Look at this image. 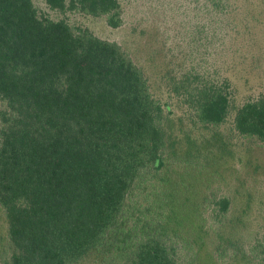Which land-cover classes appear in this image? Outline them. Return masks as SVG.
Masks as SVG:
<instances>
[{
    "label": "trees",
    "instance_id": "16d2710c",
    "mask_svg": "<svg viewBox=\"0 0 264 264\" xmlns=\"http://www.w3.org/2000/svg\"><path fill=\"white\" fill-rule=\"evenodd\" d=\"M164 2L0 0V264H264L262 8Z\"/></svg>",
    "mask_w": 264,
    "mask_h": 264
},
{
    "label": "rangeland",
    "instance_id": "374dc122",
    "mask_svg": "<svg viewBox=\"0 0 264 264\" xmlns=\"http://www.w3.org/2000/svg\"><path fill=\"white\" fill-rule=\"evenodd\" d=\"M151 0H125L126 2V5H127V19L128 21H130L131 23L134 22V20H136V17H143V16H146L150 21L145 23L146 27L151 24V21H154V23L157 25V22H158V14H154L152 16H147V12L145 13V11L147 10V7L149 6L148 3L150 2ZM155 1V0H154ZM168 0H165L164 3H167V6H168V2H166ZM256 3H259V6L260 8H262V12L261 10H259V13L258 14L259 16H261V20L259 18V26H258V29H256L257 31V34L261 35L262 36V27H264V0H261V2H259V0H255ZM163 3V4H164ZM161 10H162V7H161ZM152 11V8H149V11L148 13L150 14ZM158 15V16H157ZM256 15H257V12H256ZM85 22H90V20L88 19H83ZM91 25L93 26V28H95L96 32L99 34V35H102V36H105V37H108V38H114V39H118V40H126V34H127V31L126 29H119V30H111L110 28L106 27L103 20H101L100 22H90ZM160 24V28L161 29H164L163 25L161 23ZM166 27H173V26H176L175 24V21L173 23H171L170 25H165ZM245 42V41H244ZM246 43V42H245ZM262 49H261V52L263 57H264V43H262L261 45ZM230 58V57H229ZM229 58L225 60L226 62V65L225 67L227 68V66L229 65ZM261 66V65H260ZM259 73L257 74V77H254L255 74L254 73H248L246 74L245 72H243V75H248V76H252L249 77L247 80H243V78L240 79V82L239 83H242L241 85V89H240V92L241 94L243 95L244 92H258V91H261V90H264V65L263 67L259 68ZM231 72L233 73V75H236L239 76V71H237L236 68H233L231 70ZM253 162H257V163H264V154H260V153H255L254 156H253V159H252ZM246 171H244V174L246 175L248 170H249V174H252L254 173L253 170H250L248 167L247 169H245ZM244 176V175H243ZM255 176H250L249 177V183L254 186L252 188L253 191H258V197H259V201L258 203L261 201L262 198V194H261V185H260V189L258 187L255 186L256 184V180H255ZM246 176L243 177V179L245 178ZM242 179V180H243ZM241 181V180H240ZM259 182H261V178L259 177ZM261 203L260 204H256L253 206V210L249 213V215L247 217H245V220H246V224H245V227L250 230L252 233H256L258 232V230L261 231V229L264 228V220L262 219V215H261ZM247 243V241H245Z\"/></svg>",
    "mask_w": 264,
    "mask_h": 264
}]
</instances>
